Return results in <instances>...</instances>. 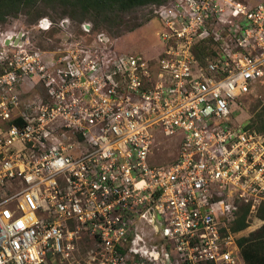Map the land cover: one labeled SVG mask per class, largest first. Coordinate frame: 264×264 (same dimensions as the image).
<instances>
[{
  "label": "built area",
  "instance_id": "obj_1",
  "mask_svg": "<svg viewBox=\"0 0 264 264\" xmlns=\"http://www.w3.org/2000/svg\"><path fill=\"white\" fill-rule=\"evenodd\" d=\"M151 16L155 61L66 31L55 48L2 33L0 264H247L264 131L238 116L264 80V1L168 0ZM157 128L182 132L165 166L150 162ZM242 207L248 226L233 230Z\"/></svg>",
  "mask_w": 264,
  "mask_h": 264
},
{
  "label": "rangeland",
  "instance_id": "obj_2",
  "mask_svg": "<svg viewBox=\"0 0 264 264\" xmlns=\"http://www.w3.org/2000/svg\"><path fill=\"white\" fill-rule=\"evenodd\" d=\"M248 3H256L258 1L264 0H242ZM45 17L48 20H55L58 23L61 15V8L55 6L45 7ZM136 16L137 21H139V26L132 29L131 31H125L122 34H113L110 33L106 28L101 26H97V31L102 33L106 38H104V42L99 41L96 36L92 33L85 32L81 29V26L75 22H69L66 28L63 26L54 24L51 26L50 30L46 33H42L38 26L32 25L27 20V16L23 14H18L14 17H8L5 21L0 22V38L2 37V33L5 32H25L27 34L28 39L32 42L34 46H38L40 48L45 47H57L60 46L58 44L64 38V32L71 35L75 40L82 41V43L93 44L98 47L97 53L101 54V50L106 53H118V54H142L146 58L151 61H155L162 50V44L159 40L154 36V28L156 27V21L152 19H147L148 14L145 7H139L132 11V13L128 14L127 17ZM77 20L78 18L75 17ZM79 21V19H78ZM53 27V28H52ZM59 28L60 31L57 29ZM96 32V31H93ZM41 36V37H40ZM11 38V37H10ZM9 38V39H10ZM42 38L44 39L45 47L39 46L37 42H41ZM102 47V48H101ZM254 90L247 95L245 102L242 105V113L238 116L239 120H243L247 117L251 119L253 115L251 113V109L254 103L264 101V80H256L254 82ZM256 129V128H255ZM182 139V132H176L172 135H165L160 128H157L154 131V142L152 148V154L150 155V162L155 165L165 166L169 162L173 161L177 156L180 146V141ZM159 221L161 220L158 218ZM262 224L253 223L251 228L245 229L241 233V237L248 236L251 232L259 229ZM241 247V246H240Z\"/></svg>",
  "mask_w": 264,
  "mask_h": 264
},
{
  "label": "trees",
  "instance_id": "obj_3",
  "mask_svg": "<svg viewBox=\"0 0 264 264\" xmlns=\"http://www.w3.org/2000/svg\"><path fill=\"white\" fill-rule=\"evenodd\" d=\"M168 0H0V22L8 17H14L18 14L27 16V20L32 25L37 26L40 19L45 17V7L55 6L61 8V17L68 18L70 22L82 24L88 22L93 31H97V26L103 25L110 33L122 34L125 31H131L139 26L136 16L127 17L133 10L139 7H145L147 18H152V7L160 5ZM242 1V0H240ZM78 18L76 20L75 19ZM47 18V17H46ZM53 22H57L52 20ZM51 21V22H52ZM52 22V23H53ZM41 30V29H40ZM42 33L48 31L41 30ZM41 37V36H40ZM39 46L45 47L44 39L37 42ZM210 47L205 43H200L194 48L196 58L202 62L204 57L209 54ZM250 94V93H249ZM251 119L247 125L248 128H256L264 131V101H258L253 104ZM11 122V121H10ZM247 208L242 207L238 212L237 218L232 222L233 230H241L248 226L246 222ZM260 217H264V208L259 212ZM241 246V253L247 264H264V223L261 227L251 232L246 237L238 240Z\"/></svg>",
  "mask_w": 264,
  "mask_h": 264
},
{
  "label": "water",
  "instance_id": "obj_4",
  "mask_svg": "<svg viewBox=\"0 0 264 264\" xmlns=\"http://www.w3.org/2000/svg\"><path fill=\"white\" fill-rule=\"evenodd\" d=\"M23 38H24V36H22V38H21V39H23ZM107 39H108V38L106 37V40H107ZM17 40H18V39H14V43H16V42H17ZM10 41H11L10 39H7V41H6V42H7V43H9Z\"/></svg>",
  "mask_w": 264,
  "mask_h": 264
},
{
  "label": "flooded vegetation",
  "instance_id": "obj_5",
  "mask_svg": "<svg viewBox=\"0 0 264 264\" xmlns=\"http://www.w3.org/2000/svg\"><path fill=\"white\" fill-rule=\"evenodd\" d=\"M152 234L156 235L154 232L151 231Z\"/></svg>",
  "mask_w": 264,
  "mask_h": 264
}]
</instances>
